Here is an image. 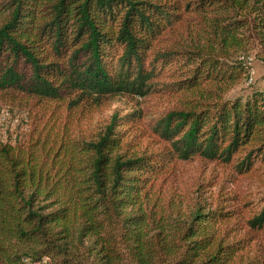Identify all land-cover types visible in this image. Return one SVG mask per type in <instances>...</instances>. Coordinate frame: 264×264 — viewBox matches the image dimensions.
I'll use <instances>...</instances> for the list:
<instances>
[{"label": "trees", "instance_id": "trees-1", "mask_svg": "<svg viewBox=\"0 0 264 264\" xmlns=\"http://www.w3.org/2000/svg\"><path fill=\"white\" fill-rule=\"evenodd\" d=\"M186 21L208 45L161 47ZM255 47L264 63V0H0V96L32 117L0 141V264L264 263L226 234V206L186 212L156 188L179 162L264 166V86L231 93ZM155 93L178 101L150 120L166 151L130 150L139 113L75 136L78 115ZM248 225L264 240V204Z\"/></svg>", "mask_w": 264, "mask_h": 264}, {"label": "rangeland", "instance_id": "rangeland-1", "mask_svg": "<svg viewBox=\"0 0 264 264\" xmlns=\"http://www.w3.org/2000/svg\"><path fill=\"white\" fill-rule=\"evenodd\" d=\"M193 22L186 21L169 31L161 47L184 50L208 45L204 28ZM240 56L252 68L251 80L234 87L231 93L247 95L251 87L264 86L263 51L255 47ZM177 102L176 98L162 93H155L146 99L115 98L98 109L78 115L74 133L77 137L90 139L111 121L114 114L123 117L139 113L140 123L128 130L126 142L132 145L130 150L140 154L163 152L166 151L164 145L151 133L150 120L177 107ZM30 113L24 106L12 104L0 96V141L7 142L17 136L23 139L25 134L28 135L32 124ZM156 188L166 199L177 200L186 212L198 205L207 206L210 210L219 204L226 206L225 212H231L233 217L223 224V229L232 240L246 239L245 261L264 258V240L248 225L264 204V166L258 167L252 174L240 176L230 168L201 160L179 162L169 167L156 183Z\"/></svg>", "mask_w": 264, "mask_h": 264}]
</instances>
